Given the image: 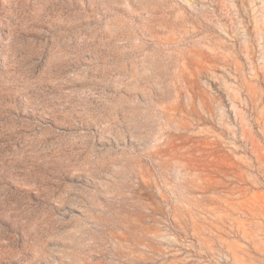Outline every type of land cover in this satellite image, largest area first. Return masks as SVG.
Masks as SVG:
<instances>
[{
    "label": "rangeland",
    "instance_id": "1",
    "mask_svg": "<svg viewBox=\"0 0 264 264\" xmlns=\"http://www.w3.org/2000/svg\"><path fill=\"white\" fill-rule=\"evenodd\" d=\"M0 264H264V0H0Z\"/></svg>",
    "mask_w": 264,
    "mask_h": 264
}]
</instances>
